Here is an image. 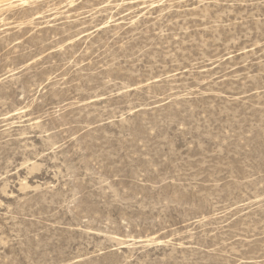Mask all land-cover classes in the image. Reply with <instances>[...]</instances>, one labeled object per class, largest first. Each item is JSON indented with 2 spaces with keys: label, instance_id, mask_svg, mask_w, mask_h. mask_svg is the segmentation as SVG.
Returning <instances> with one entry per match:
<instances>
[{
  "label": "rangeland",
  "instance_id": "374dc122",
  "mask_svg": "<svg viewBox=\"0 0 264 264\" xmlns=\"http://www.w3.org/2000/svg\"><path fill=\"white\" fill-rule=\"evenodd\" d=\"M0 264H264V0H0Z\"/></svg>",
  "mask_w": 264,
  "mask_h": 264
}]
</instances>
